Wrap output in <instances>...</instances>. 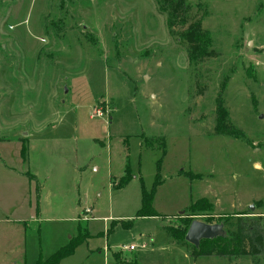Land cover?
<instances>
[{
  "label": "rangeland",
  "instance_id": "374dc122",
  "mask_svg": "<svg viewBox=\"0 0 264 264\" xmlns=\"http://www.w3.org/2000/svg\"><path fill=\"white\" fill-rule=\"evenodd\" d=\"M185 1L217 53L198 65L152 0H0V218L25 201L20 169L44 184V217L0 264L46 260L77 225L87 238L58 264H264V251L193 260L165 231L189 218L231 233L241 213L264 230V0ZM218 101L240 139L215 135ZM41 128L64 147L27 148ZM127 162L133 178L113 188ZM157 172V217H136ZM201 198L211 211H189Z\"/></svg>",
  "mask_w": 264,
  "mask_h": 264
},
{
  "label": "trees",
  "instance_id": "16d2710c",
  "mask_svg": "<svg viewBox=\"0 0 264 264\" xmlns=\"http://www.w3.org/2000/svg\"><path fill=\"white\" fill-rule=\"evenodd\" d=\"M152 1L157 10L165 15V27L168 35L184 48L189 63L198 65L217 57V53L213 49H209V46L205 43L208 35V32L202 27V18L205 16V12L200 17L197 14H192V7L185 0ZM197 7L202 8L199 4ZM215 107V135L240 139L243 133L232 125L222 104L218 101ZM21 154L25 156L26 151L22 149ZM132 178L133 175L127 162L123 175L112 187L116 189L123 188ZM140 183L141 204L136 212V217H157V213L153 208V198L156 189L161 184L159 173H156L149 191L144 188L141 179ZM211 209L210 203L205 198L198 199L189 205V211L191 212L197 210L210 212ZM219 221V223H223L225 219L220 218ZM191 222L192 220L185 218L181 221L179 227L175 229L165 227V231L177 244H188L184 238ZM208 223L212 224L211 222ZM77 230L78 236L75 239H71L66 246L57 250L46 260L39 258L34 264H58L63 258L71 255L75 246L87 238L86 235H81V228L78 225ZM189 246L191 247L190 256L193 260L208 256L226 258L227 260L240 257H250L252 260L259 259L264 251V230L261 216L248 217L247 213H241L236 217L235 230L231 233H225L223 236L211 240H201L197 247ZM115 258L119 263H122L118 256H115ZM128 264L138 263L133 261Z\"/></svg>",
  "mask_w": 264,
  "mask_h": 264
},
{
  "label": "crops",
  "instance_id": "0c3cea01",
  "mask_svg": "<svg viewBox=\"0 0 264 264\" xmlns=\"http://www.w3.org/2000/svg\"><path fill=\"white\" fill-rule=\"evenodd\" d=\"M42 128H47V126L45 125ZM42 128L36 134H30L29 139L27 141V148H29V146L32 145L33 142H36V140L38 139H41L39 142H41V144L44 145L43 147L45 148V151L49 148L48 146H50L49 144L52 141L54 142V144L52 145H55V147L57 146L64 147L65 142L67 141L63 140L58 136L54 137V139L52 138L51 140L48 139V136H45L44 129L42 130ZM42 132H44V135ZM51 136L53 135L51 134ZM85 167L86 166L78 167V170H82ZM92 169L94 172L97 171V168L95 166H92ZM20 170L21 172H17V174L11 171L9 172H11L12 177L16 179L18 183L19 180L14 177V174H16V176L19 178L21 177V180L24 181L23 184H25L27 188V193L26 195H24L25 201L12 204L10 206L11 211L6 213L7 216L4 217L2 216L3 217L2 219L0 218V254H5V255L7 254L10 256H14L18 253H22L21 252L23 250L22 236L23 233L25 232V228L21 226V223L24 225H26V223H28L29 221L38 223L40 222V218L44 217V213L39 207L40 199L42 198L41 193L44 187L43 180L38 179L37 176L35 174L30 173V171H28V173L32 176V178L28 175L26 176L22 173L23 170L22 169ZM111 177L112 176L110 175V179H112ZM112 181H114V179H112L111 183H109V185L111 184V186L114 184L112 183ZM78 204L80 203L78 202ZM2 207L5 208L6 204H4V206ZM86 208H90L93 212L92 206H85L78 209L75 214V223H77V218L79 214L81 215V213L83 212L82 210ZM21 257L23 259L24 255L22 254ZM22 263L25 264V261H22Z\"/></svg>",
  "mask_w": 264,
  "mask_h": 264
},
{
  "label": "water",
  "instance_id": "95a60500",
  "mask_svg": "<svg viewBox=\"0 0 264 264\" xmlns=\"http://www.w3.org/2000/svg\"><path fill=\"white\" fill-rule=\"evenodd\" d=\"M223 226L221 224H204L198 221H192L185 235V241L197 247L201 240H211L223 236Z\"/></svg>",
  "mask_w": 264,
  "mask_h": 264
},
{
  "label": "built area",
  "instance_id": "2783aa9c",
  "mask_svg": "<svg viewBox=\"0 0 264 264\" xmlns=\"http://www.w3.org/2000/svg\"><path fill=\"white\" fill-rule=\"evenodd\" d=\"M96 115L100 116V114L98 112H96ZM93 116V115H92ZM144 247V246H143ZM135 246L131 245V246H128V247H123V249H126V250H130V251H133L135 250Z\"/></svg>",
  "mask_w": 264,
  "mask_h": 264
}]
</instances>
